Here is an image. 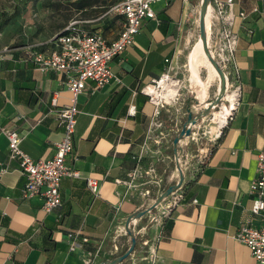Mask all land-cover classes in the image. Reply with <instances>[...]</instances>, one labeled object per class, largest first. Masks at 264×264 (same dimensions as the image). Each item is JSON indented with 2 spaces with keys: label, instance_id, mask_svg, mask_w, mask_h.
<instances>
[{
  "label": "crops",
  "instance_id": "obj_1",
  "mask_svg": "<svg viewBox=\"0 0 264 264\" xmlns=\"http://www.w3.org/2000/svg\"><path fill=\"white\" fill-rule=\"evenodd\" d=\"M175 1L155 5L158 22L145 19L134 43L110 62L120 82L92 92L88 81V89L78 95L75 145L66 163L79 176L62 178L56 210L45 212L40 196L22 197L19 161L9 158L7 138L0 132V264H101L122 254L132 235L158 231L156 225L141 224V218H131L127 227V219L143 208L128 195L126 180L144 169L148 157L163 155L160 147L149 149V129L168 108L155 114L139 87L166 69L165 59L179 64L183 7L194 0ZM234 11L245 13L234 53L235 108L210 151L185 178L184 196L162 224L156 264H258L233 234L245 221L259 223L250 211L249 188L257 175V154L264 151V0H235ZM98 17L86 27L114 39L121 19ZM54 34L17 44L6 54L4 47L0 50V127L17 129L21 149L33 159L53 156L54 143L62 137L54 109L68 103L70 92L63 74L43 72L19 58L26 45ZM87 178L98 180L97 195Z\"/></svg>",
  "mask_w": 264,
  "mask_h": 264
},
{
  "label": "built area",
  "instance_id": "obj_2",
  "mask_svg": "<svg viewBox=\"0 0 264 264\" xmlns=\"http://www.w3.org/2000/svg\"><path fill=\"white\" fill-rule=\"evenodd\" d=\"M162 1H164V6H167L171 0H110L107 10L98 18L116 16L121 19L122 27L112 40L104 38L101 32H92L86 28V25L94 21L95 18L73 17L48 41L30 43L24 48V55L19 59L31 62L43 72L55 71L63 74L70 92L68 103L54 109L58 124L62 129V137L54 143L55 151L52 157L31 158L20 147L22 137L17 129L0 127V132L8 141L9 158L19 161L21 174L24 177L21 188L22 197L40 196L45 212H52L58 208L61 202L60 183L62 178L79 176L78 170L66 163V156L72 152L75 145L74 132L79 113L78 95L88 89V81L93 82L90 88L92 92L111 81L120 82V79L113 73L110 62L134 43L145 19H153L158 22L153 4ZM187 1L182 0V2ZM234 4L235 0H210L211 12L208 21L207 46L227 81L229 76L232 78L234 91L237 93L239 87L233 82L238 75L234 53L239 39L237 26L242 22L245 13L244 11L235 13ZM12 50L14 49L4 47L2 53L6 54ZM165 62L167 63L166 69L157 78H153L149 83L139 87V91L145 94L148 101L154 105L155 114L159 112L160 108H168V105L178 98L179 89L176 86L179 79L175 77L177 66L173 64L172 59H165ZM167 85L175 87L176 91L172 94ZM153 90L155 92H152ZM56 100L57 98L54 96L51 102L56 104ZM209 103L207 102L204 108ZM215 106L212 105L211 109H214ZM234 108L235 105L231 109V113L225 117V122L218 127L217 133L207 140L208 145L200 155L199 163L210 151L216 137L221 133L228 118L231 117ZM141 157L142 155H138V159ZM137 174L129 175V179L126 180L127 188L135 185L134 179ZM117 182L121 181L117 180ZM86 183L90 191L97 195L98 180L87 178ZM177 188L179 190L181 186ZM177 188L170 194L175 193ZM249 193L252 197L250 211L259 217V223L243 222L238 226L233 238L248 248L258 264H264V151L257 154V175L250 183ZM181 198V192L173 197L172 203L168 205V210L165 212V218ZM194 202H196L195 199ZM161 218H154L158 227L154 236L142 238L141 255L136 249L130 253V259L134 264L138 261H142L144 264L157 263L159 259L157 244L162 236L163 220ZM70 249L73 250L74 245H71ZM86 263L89 264L90 260Z\"/></svg>",
  "mask_w": 264,
  "mask_h": 264
},
{
  "label": "rangeland",
  "instance_id": "obj_3",
  "mask_svg": "<svg viewBox=\"0 0 264 264\" xmlns=\"http://www.w3.org/2000/svg\"><path fill=\"white\" fill-rule=\"evenodd\" d=\"M77 2L78 0H0V50L3 47L13 48L17 44L34 42L36 39H46L60 31L71 18L79 16L95 18L102 15L109 4L108 0H93L92 6L80 11L77 8ZM163 4L164 1L158 2L153 4V7L163 6ZM199 10L200 0H194L192 4L183 7L181 37L177 43L179 64L175 73V77L179 79L176 86L179 89L178 98L168 105V110L164 111L163 109L155 117L153 126L149 129V149L160 147L163 155L148 157L144 169L135 176V185L127 188L128 195L133 196V200H136L143 209L151 205L154 196L159 195L169 185L178 181L180 170L183 172V181L180 186L185 183L186 177L193 174L199 165L200 155L208 145L207 140L218 131L219 123L214 117L215 113L222 110L223 106L230 105L228 98L224 95L225 97L220 98L214 109L202 114L205 104L211 102L217 94L218 76L210 74L208 67L202 63L201 59L197 66L200 77L206 85L205 96L201 97V86L190 79L191 70L188 56L199 36ZM227 86L228 93L235 94L230 76ZM186 102L189 103L188 110ZM189 112L197 120L191 126L189 134L180 139L181 148L175 155L172 151L173 138L184 126ZM155 139H158L159 142H155ZM180 192L181 190L177 188L175 193L169 194L151 211L140 216L141 224L150 223V226H155L154 218L156 217H162L164 222L168 205L172 203L173 197ZM150 233L151 236L148 237L154 236L155 231H150ZM141 240L142 237L137 234L135 247L139 248L137 250L140 255L142 253ZM130 256L131 254L123 262L121 261L122 264H134ZM136 264L144 263L138 261Z\"/></svg>",
  "mask_w": 264,
  "mask_h": 264
},
{
  "label": "water",
  "instance_id": "obj_4",
  "mask_svg": "<svg viewBox=\"0 0 264 264\" xmlns=\"http://www.w3.org/2000/svg\"><path fill=\"white\" fill-rule=\"evenodd\" d=\"M209 3H210V0H200V10H199V17H198L199 35L205 40V47H204L205 54H206L207 58L209 59V61L211 62V64L214 66L215 70L218 72L219 76L222 78L221 80H223V83L220 84V88L218 89L216 96L209 103V105L204 108V110L202 111V114H206L207 112H209L211 110L212 105L217 104V102L220 100V98H222L221 93L225 88L224 73H223L222 69L218 66L215 59L211 56L209 49H208V46H207V39H206V33H205V13H206V10H207ZM196 120H197V118L196 119L193 118L192 114L189 112L184 126L182 127L180 132L173 138V151H174L175 155L178 153V150H180V148H181L179 146L180 139L183 136L189 134V132L191 130V126L196 122ZM182 181H183V172L180 170V176H179L178 181L175 184L169 185L163 192H161L154 199V202L148 208L143 209V210H139V211L133 213L127 219V227H128V223L130 222L131 218H139L140 216L144 215L147 211L152 210L154 207L157 206V204H159L163 200V198L168 196L177 187H179L181 185ZM135 244H136V237L134 235H132L129 247L122 254H120L119 256L114 258L113 260L102 262L101 264H117V263L123 261L134 250Z\"/></svg>",
  "mask_w": 264,
  "mask_h": 264
},
{
  "label": "bare ground",
  "instance_id": "obj_5",
  "mask_svg": "<svg viewBox=\"0 0 264 264\" xmlns=\"http://www.w3.org/2000/svg\"><path fill=\"white\" fill-rule=\"evenodd\" d=\"M210 12H211V7H210V5H208L206 13H205L206 39H207V34H208V21H209ZM204 47H205V40L199 35L197 37L195 43L193 44L192 50L188 56L189 60H190V70H191L190 79H191V81H195L198 85L201 86V97L205 96V94H206V85H205L204 81L201 79L200 74H199V68L197 66V64L199 63V59H201L202 63H204L208 67L210 74L218 76V89L220 88V84L223 83V80H221L222 78L219 76L218 72L215 70L214 66L211 64V62L207 58L205 51H204ZM227 85H228V81H227V78L225 76V88L221 94H222V98L224 95H226V97L228 98V100L230 102V105L229 106H223L222 110L215 113L214 117L217 120V122L219 123L218 124L219 126H221L225 122V117L231 113V109L234 107L235 101L237 99V93L235 91L234 92L236 95L234 93H228V90H227L228 86ZM167 87H169V86L167 85ZM169 90L173 94L176 91V88L170 86ZM152 92H155V90H153ZM156 93L158 94V92H156Z\"/></svg>",
  "mask_w": 264,
  "mask_h": 264
},
{
  "label": "trees",
  "instance_id": "obj_6",
  "mask_svg": "<svg viewBox=\"0 0 264 264\" xmlns=\"http://www.w3.org/2000/svg\"><path fill=\"white\" fill-rule=\"evenodd\" d=\"M108 1H109V4H110V0H108ZM92 2H93V0H78L76 5H77V8L80 11H83V10L87 9L88 7L92 6V4H93ZM109 4H108V6H109ZM79 17L80 18H89V17H81V16H79ZM185 105L187 106V110H188L189 109V103L186 102ZM181 194H182V197H183L184 196L183 191H181Z\"/></svg>",
  "mask_w": 264,
  "mask_h": 264
}]
</instances>
